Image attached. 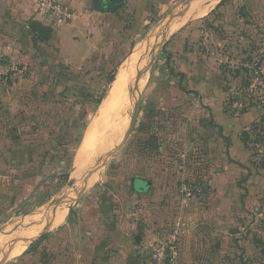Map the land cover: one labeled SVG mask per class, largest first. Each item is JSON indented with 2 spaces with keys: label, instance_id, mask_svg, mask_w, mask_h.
Here are the masks:
<instances>
[{
  "label": "rangeland",
  "instance_id": "1",
  "mask_svg": "<svg viewBox=\"0 0 264 264\" xmlns=\"http://www.w3.org/2000/svg\"><path fill=\"white\" fill-rule=\"evenodd\" d=\"M188 1L152 0L126 63L114 67L94 55L64 67L44 59L8 79L18 86L0 98V175L9 189L0 193V264H91L96 259L77 258L86 249L76 240L94 244L132 224L138 230L130 246L150 255L155 243L172 245L175 264H264V1L213 7L217 1L168 35V19L188 10ZM179 33L189 40L184 61L182 45L180 52L170 48ZM197 67L206 83L192 86L183 70ZM112 68L139 75L126 83L118 111L106 105ZM208 86L214 97L204 92ZM135 179L151 183L146 194L134 192ZM143 198L152 204L147 212ZM44 222L54 224L42 233ZM148 225L156 242L139 248L135 238ZM34 231L32 240L41 233L45 239L25 253Z\"/></svg>",
  "mask_w": 264,
  "mask_h": 264
},
{
  "label": "crops",
  "instance_id": "2",
  "mask_svg": "<svg viewBox=\"0 0 264 264\" xmlns=\"http://www.w3.org/2000/svg\"><path fill=\"white\" fill-rule=\"evenodd\" d=\"M56 1L65 8L71 10L74 14V18L71 21L60 26H52L50 21L39 17L36 14V5L33 0H0V56H3L6 60L16 65L17 72L13 74V77L17 76L21 70H26L28 67H35L39 63H43L44 59L46 63L50 62L49 64L67 67L74 61H76L77 64L88 62V56L95 55L97 61L100 63L107 61L106 64H108L113 60L107 52L121 51V49L128 50L130 40L135 41L138 36L139 32L136 28L146 23L153 7L152 0H124V5L121 10L113 13H105L94 9L93 0ZM197 1L198 0H194L190 4L188 12L184 17L175 20L169 25V30L167 29L168 35L182 29L185 26L186 20H191L192 17L201 13V11L217 1V4L213 7H218L221 2V0H207L204 4L200 5L196 4ZM260 9L261 7H259V24L261 23V26H264V11ZM127 21H131L128 24L130 25V29L127 34L124 35L122 32L127 25ZM33 22H39L43 26H48L52 29L49 40L43 41L37 38L36 34L30 29V25ZM170 28H174V30L170 32ZM173 37V40L170 42V48L175 52H180L179 49L182 45V56L179 59L184 61L186 59L185 55L188 52V37L186 33H179L177 36ZM40 54L45 57L41 58ZM131 55L132 52L127 58L125 57V63L131 59ZM50 57L52 58L50 59ZM138 70L140 71V69ZM183 72L182 76H184L185 80L192 86L206 83L205 74H203L204 72H201L198 67L193 70H183ZM12 79L0 84V98L5 94L7 96H12L17 93L15 87L18 86V83H15ZM129 81H131V79ZM112 82L109 85L110 89ZM204 92L214 97V91L212 92L211 87L208 86L207 91ZM6 181L7 179L0 175V193L4 191L3 193L6 194V190H9ZM10 190H12V187ZM141 201L145 203L143 204V206L145 205L144 212L151 210L152 204L149 203V198H143ZM162 208L163 207H161V209ZM165 210V208L162 209L160 216L164 214ZM145 221L150 222V219H145ZM147 227H149V230L145 229L140 231V235L142 233V236H139L141 240L139 248L141 246L146 247L145 243L147 242H149V244L156 242L157 238L152 234L151 226L148 225ZM40 229L41 228L38 229L39 232ZM136 230H138V228L133 224L127 228L125 225H117L113 228V234H108L105 236V239H102L104 238L103 235L99 236L101 237L100 240H94V244L89 242L88 238V240H76L77 242L75 241V243L78 245L82 243L83 247L86 249L81 251L77 258L96 259L95 262L91 264H150L148 263L151 261L149 253L147 254L144 250L137 249V247L133 248L129 244L131 237L130 233L134 234ZM91 237L94 236L91 235ZM70 244L74 245L71 241ZM108 247H114L115 253L107 254L105 249ZM72 250L71 248L70 251ZM183 255L184 257L186 256L185 254ZM147 256L149 257V261L146 259ZM71 258H75V255ZM74 264L77 263L74 262Z\"/></svg>",
  "mask_w": 264,
  "mask_h": 264
},
{
  "label": "built area",
  "instance_id": "3",
  "mask_svg": "<svg viewBox=\"0 0 264 264\" xmlns=\"http://www.w3.org/2000/svg\"><path fill=\"white\" fill-rule=\"evenodd\" d=\"M33 1L36 5V14L39 17L50 21L52 26L64 25L74 18L73 12L59 4L56 0ZM261 63L263 67H259V87L264 89V60ZM16 72V65L11 61L6 60L3 56H0V84L5 83ZM257 81L258 80H256V82ZM180 226V222H176V232H178ZM151 247L152 253H150V259L153 264L176 263V252L172 245L168 247L166 243L158 242Z\"/></svg>",
  "mask_w": 264,
  "mask_h": 264
},
{
  "label": "water",
  "instance_id": "4",
  "mask_svg": "<svg viewBox=\"0 0 264 264\" xmlns=\"http://www.w3.org/2000/svg\"><path fill=\"white\" fill-rule=\"evenodd\" d=\"M93 1H94V9L99 11V12H105V13H113V12L119 11L123 8V5H124V0H93ZM193 1L194 0H189L188 3H186V6H189ZM187 12H188V10H184V11L180 12L178 15L171 16L168 19L169 20L168 21L169 23H167L168 28H169V25L172 24L175 20L184 17L187 14ZM30 29L32 32H34L36 34L37 38H39L40 40H43V41L49 40V38L51 37V34H52V29L50 27L43 26L39 22H33L30 25ZM167 33L163 35L161 43L163 41H165V39L167 38ZM157 46H158V44L156 43V47H153L151 49L150 55L148 58V65L146 66V69H145V71H143L142 75H144L145 73L148 72V69H149V66L151 63V55L156 50ZM137 89H138V86H135V88L133 90L129 89V91H128L129 96H131L133 93H135L137 91ZM136 113H137V108L135 106L134 110H133V115L131 117L130 130L132 129L133 123L135 121ZM128 133L129 132H127V134ZM88 180H89V177L86 179V182ZM150 186H151V183L149 181H145L142 179H135L133 181V189H134V192L137 194H146L149 191ZM54 214L55 213L47 215V218L53 216ZM37 226H38V224H37ZM43 235L44 234H38V236L34 240H32L30 243H28L25 248L27 249L30 245L37 242ZM135 239H136V242L140 241L139 237H136ZM13 247H15V245Z\"/></svg>",
  "mask_w": 264,
  "mask_h": 264
},
{
  "label": "bare ground",
  "instance_id": "5",
  "mask_svg": "<svg viewBox=\"0 0 264 264\" xmlns=\"http://www.w3.org/2000/svg\"><path fill=\"white\" fill-rule=\"evenodd\" d=\"M214 1V0H213ZM197 3H198V1H197ZM210 7V6H209ZM174 30V28H170V32H172ZM128 71H130V70H124V71H122L121 73H118L117 75H116V77L114 78V80H113V82H112V84H111V91H110V93H109V97L107 98V102H106V105H107V103L109 104V110H112V111H118V109H119V106H120V100L122 99V97H123V94L125 93V87H126V83L130 80V79H132V78H134V77H136L137 78V80L139 79V75H136L135 73H133L132 74V71L131 72H128ZM131 74H132V76H131ZM136 80V81H137ZM117 108V109H116ZM106 109V108H105ZM104 109V110H105ZM102 110V109H101ZM106 113V112H105ZM110 113H111V111H110ZM113 114V113H112ZM118 113H116V115H117ZM112 117V116H111ZM104 118V120L105 119H107L108 117L106 116V117H103ZM94 127V126H93ZM95 127H96V125H95ZM94 127V128H95ZM91 129V130H95V129ZM92 139H93V133L90 131H88V134L86 135V142L87 143H89L90 141H92ZM76 175H77V171H76V173H74L72 176H73V178L74 177H76ZM38 220V219H37ZM36 221V220H35ZM44 223H46L44 226H42L41 227V229H40V232H45V231H47L51 226H53V224L54 223H51V222H44ZM33 225V224H32ZM42 225V224H41ZM23 227H25L24 225H22ZM22 227V228H23ZM35 228V227H34ZM33 228V229H34ZM25 230V229H24ZM27 230V229H26ZM27 233V232H26ZM34 233H35V231L34 232H32V234H28V235H26L27 236V238H26V241L28 242V241H32V239L34 238ZM23 241V240H22ZM23 245V244H22ZM23 247H24V245H23ZM22 248V247H21ZM3 251H5V250H3Z\"/></svg>",
  "mask_w": 264,
  "mask_h": 264
},
{
  "label": "trees",
  "instance_id": "6",
  "mask_svg": "<svg viewBox=\"0 0 264 264\" xmlns=\"http://www.w3.org/2000/svg\"><path fill=\"white\" fill-rule=\"evenodd\" d=\"M148 1V0H147ZM224 1L225 0H222L221 2H220V4L219 5H221L222 3H224ZM152 11L153 10H151L150 11V13H152ZM129 39V38H128ZM123 40V39H122ZM133 44H134V41H132V40H130V43L128 44L129 46H128V50H125V49H121V51H116L115 53H113L111 56H110V58H112V62H111V64L115 61L116 63H115V65H114V67L115 66H117L120 62H122V60H125L129 55H130V50H131V48L133 47ZM123 51H125V54L124 55H122L121 56V59H120V54L123 52ZM126 57V58H125ZM114 69L115 68H112V71L111 72H109L110 74H108L107 76H106V78H105V88L106 87H108L109 85H110V83L112 82V80L114 79V77H115V75H116V73H115V71H114ZM118 74V73H117ZM191 93H194V92H191ZM102 102V98H99L98 100H97V104H100ZM253 125H255V124H253ZM218 131H219V133H220V136L221 137H223L222 136V131H221V128L220 127H218ZM248 139H249V134L247 133V132H245L244 134H243V138H242V141H243V143H245V144H247L248 143ZM8 176V175H7ZM67 178L68 179V176L67 175H65V176H63V178ZM13 181H16L17 179L16 178H14V179H12ZM134 181V180H133ZM132 187H133V183H132ZM134 190V189H133ZM43 239H45V236L43 235L37 242H35V243H33L32 245H30L28 248H27V250L25 251V253H28V252H30V251H32V250H34L40 243H41V241L43 240Z\"/></svg>",
  "mask_w": 264,
  "mask_h": 264
}]
</instances>
